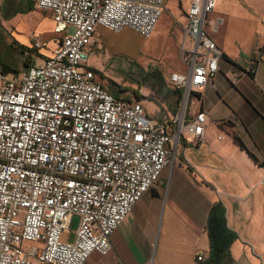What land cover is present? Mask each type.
Returning <instances> with one entry per match:
<instances>
[{"label": "built area", "instance_id": "built-area-1", "mask_svg": "<svg viewBox=\"0 0 264 264\" xmlns=\"http://www.w3.org/2000/svg\"><path fill=\"white\" fill-rule=\"evenodd\" d=\"M218 1L188 0L179 50L185 70L170 77L184 103L165 124L140 101L116 98L88 67L87 49L98 27L152 36L166 0H37L62 39L43 66L19 77L0 70V264H86L93 254L107 256L112 236L161 184L173 149L205 142L208 115L187 119L186 102L220 71ZM42 47L34 36V48ZM258 64L253 59L226 77L236 87ZM197 260L205 262V254Z\"/></svg>", "mask_w": 264, "mask_h": 264}, {"label": "crops", "instance_id": "crops-1", "mask_svg": "<svg viewBox=\"0 0 264 264\" xmlns=\"http://www.w3.org/2000/svg\"><path fill=\"white\" fill-rule=\"evenodd\" d=\"M215 16L224 19L214 35L224 54L220 71L186 102L187 119L200 111L208 115L205 142L182 141L173 149L174 162L163 171L161 184L142 197L112 236L114 250L93 254L86 264H201V253L206 262L207 222L215 204L225 207L227 225L237 236L222 264H264V0H219ZM112 33L97 28L87 49L88 67L116 98L140 101L150 118L166 124L184 103L183 91L170 80L183 68L167 75L149 71L154 79L146 85L112 84L100 68ZM0 36L11 38L24 55L21 69L0 61V70L15 77L29 66H43L62 39L37 0H0ZM34 36L43 45L40 50L34 48ZM253 59L259 62L256 73L233 86L226 72L249 69ZM75 219L65 241L75 239Z\"/></svg>", "mask_w": 264, "mask_h": 264}, {"label": "rangeland", "instance_id": "rangeland-1", "mask_svg": "<svg viewBox=\"0 0 264 264\" xmlns=\"http://www.w3.org/2000/svg\"><path fill=\"white\" fill-rule=\"evenodd\" d=\"M188 0H166L165 11L158 23V32L145 37L140 33L125 29L113 32L112 45L106 61L100 64L109 82L120 87L149 84L154 79L152 72L160 70L165 75L170 70H185L179 57V45L183 39L182 23ZM24 55L11 38L0 36V61L12 69L24 66ZM151 73L148 74V72ZM78 218L73 228H76Z\"/></svg>", "mask_w": 264, "mask_h": 264}, {"label": "trees", "instance_id": "trees-1", "mask_svg": "<svg viewBox=\"0 0 264 264\" xmlns=\"http://www.w3.org/2000/svg\"><path fill=\"white\" fill-rule=\"evenodd\" d=\"M207 233L210 240V253L206 262L201 264H222L230 255V248L237 239L236 234L227 225L226 209L215 204L207 222Z\"/></svg>", "mask_w": 264, "mask_h": 264}]
</instances>
